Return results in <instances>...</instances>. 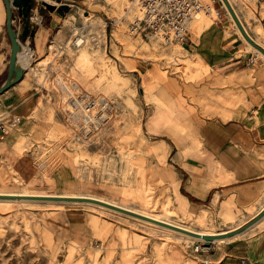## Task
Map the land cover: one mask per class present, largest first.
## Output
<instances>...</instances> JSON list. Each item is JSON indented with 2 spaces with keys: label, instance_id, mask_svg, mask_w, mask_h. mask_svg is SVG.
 <instances>
[{
  "label": "rangeland",
  "instance_id": "obj_1",
  "mask_svg": "<svg viewBox=\"0 0 264 264\" xmlns=\"http://www.w3.org/2000/svg\"><path fill=\"white\" fill-rule=\"evenodd\" d=\"M47 1L54 7L60 3ZM211 1L219 19L214 10L196 15L222 27L225 44L233 40L237 55L252 56L244 65L253 76L264 67V58L245 43L224 0ZM232 4L249 32L254 24L262 25L263 36L256 41L264 48V0ZM44 8L54 12L55 28L24 76L23 102L30 105L23 115L35 128L17 134L13 147L19 166L0 157V192L87 194L208 232L234 230L251 220L248 215L260 209L264 192L249 205L236 200L191 205L178 198L179 180L187 189L189 173L205 160L200 123L233 107L236 97L226 89L233 78L196 56L194 16L187 23V39L163 43L130 32L135 9L128 0H77L62 13ZM1 20L0 84L10 52L4 6ZM78 37L84 42L76 48ZM21 44L20 49L26 47ZM42 58L43 72L36 79L29 67ZM11 121L4 124L9 130ZM3 204L0 264H212L211 250H194L203 241L104 207L60 201Z\"/></svg>",
  "mask_w": 264,
  "mask_h": 264
},
{
  "label": "crops",
  "instance_id": "obj_2",
  "mask_svg": "<svg viewBox=\"0 0 264 264\" xmlns=\"http://www.w3.org/2000/svg\"><path fill=\"white\" fill-rule=\"evenodd\" d=\"M69 1L72 3H68ZM46 3L47 0H32L29 32L23 40L24 44H21L26 47L19 50L29 60L41 56L55 28L54 12L45 10ZM60 3L72 5L77 0H60ZM3 6V1L0 0V32ZM14 12L12 22L15 24V20L18 21L14 27L20 32L23 23L17 12ZM213 24L206 26L198 34H191L197 42L196 56L207 66L216 67L223 77L233 78L226 89L229 94H235V105L200 123L199 132L205 160L204 163H197L194 172L189 173L187 189L183 185V179L179 180L178 198L191 205L214 206L219 203L224 206L230 200L249 205L264 192V67L256 69L253 76L248 73V66L244 64L248 65L252 56L237 55L235 46L230 43L233 40L226 39L228 43L225 44V30L218 27L217 23ZM260 26L262 27L261 24ZM225 35L230 34L226 32ZM53 47V44L50 45V50ZM43 60L44 58L35 66L29 67L30 75L36 79L43 72ZM17 61L24 68V73L17 83L0 94V125L15 117H18L19 123L8 129L4 139L0 141V157L19 166V155L13 147L17 134L33 133L35 125H31L30 118L23 115L30 105L29 102H23L26 88L25 67L28 65L18 57ZM263 207L264 201L252 215H248L246 209L247 215L252 220ZM263 220L264 215L239 233L214 239L206 248L207 251L211 250L209 255L212 264H264V224L252 234L242 235ZM226 231L230 230L215 233ZM215 241L225 242L218 247Z\"/></svg>",
  "mask_w": 264,
  "mask_h": 264
},
{
  "label": "water",
  "instance_id": "obj_3",
  "mask_svg": "<svg viewBox=\"0 0 264 264\" xmlns=\"http://www.w3.org/2000/svg\"><path fill=\"white\" fill-rule=\"evenodd\" d=\"M4 7H5V22H6V33H7V37L9 40V44H10V52H9V56H8V62H7V69H6V76L5 79L3 80V82L0 84V94L3 93L5 90H7L9 87H11L12 85H14L15 83H17L23 76L24 73V68L18 63L17 61V53L20 50V43L22 40H24V38L28 35L29 32V19H30V10L32 8V0H2ZM224 2L226 3L227 7L228 4L226 2V0H224ZM50 10H56L58 13H62L63 11L67 10L69 8V5L67 3H59L58 6L54 7L53 5H50L49 3L45 4ZM14 11L17 12L18 16L21 18L22 21V29L20 32H18L14 26H13V19H14ZM232 13V12H231ZM239 29L241 30L242 34L245 36V38L249 41V43H251V45H253L257 50H259L261 53H263L264 55V49L257 45L256 43H254L244 32V30L242 29L240 23L238 22V20L236 19V17L233 15ZM0 199H30V200H41V201H60V202H92V203H97L100 205H104L106 207L112 208V209H116L119 211H122L124 213H128L131 215H135L138 217H142L145 218L147 220L150 221H154L150 218H146L143 217L137 213H134L132 211L99 201L97 199H92V198H88V197H61V196H20V195H8V194H0ZM264 215V207L259 211V213L248 223H246L245 225L234 229L233 231H229L226 233H222V234H217V235H197L201 238H203V246L205 248L209 247L211 242L214 239H218V238H224V237H228L231 235H234L236 233L241 232L242 230H244L247 226H249L250 224H252L253 222L257 221L259 218H261ZM156 223H159L161 225H165V226H169L172 227L173 229L176 230H181L177 227H173L164 223H161L159 221H154Z\"/></svg>",
  "mask_w": 264,
  "mask_h": 264
},
{
  "label": "built area",
  "instance_id": "obj_4",
  "mask_svg": "<svg viewBox=\"0 0 264 264\" xmlns=\"http://www.w3.org/2000/svg\"><path fill=\"white\" fill-rule=\"evenodd\" d=\"M135 11L129 25L131 33L158 37L163 43L182 42L187 37V23L200 11L211 13V0H128ZM216 19L220 13L214 10ZM253 59H250L252 62ZM18 117L11 121L14 127ZM8 132L6 125H0V141ZM206 249V248H205ZM195 251L203 250L201 244L195 245ZM206 264L207 260L204 261Z\"/></svg>",
  "mask_w": 264,
  "mask_h": 264
},
{
  "label": "bare ground",
  "instance_id": "obj_5",
  "mask_svg": "<svg viewBox=\"0 0 264 264\" xmlns=\"http://www.w3.org/2000/svg\"><path fill=\"white\" fill-rule=\"evenodd\" d=\"M227 4L229 7H227L226 3L224 2V6L227 10V13L229 14V16L231 17V19H234L233 15L236 17V19L238 20V22L240 23L242 29L244 30V32L246 33V35L254 42L256 43L257 45L258 42L256 40H259L261 37H262V27L260 26L259 23H256L254 24L253 26L250 27V30L251 32H249V30L245 27V25L241 22L240 18H239V15L237 14L236 12V9L234 8L233 4H232V0H226ZM232 12V13H231ZM260 15L262 17H264V5H262L261 7V10H260ZM88 16V15H87ZM86 17V16H85ZM235 21V19H234ZM190 25H191V28H192V31L194 34H198L202 29H204L207 25H208V20H207V17L206 16H203V15H195L193 17V19H191L190 21ZM239 28V27H238ZM241 31V30H240ZM254 34V36H253ZM242 37L245 41V43L248 45V47L252 48L253 50H255L259 55H261L263 58H264V55L263 53H261L259 50H257L253 45H251V43H249V41L245 38V36L242 34ZM84 40L81 39V37H78L75 39L74 43H73V46H75L76 48L80 47L82 44H83ZM260 46V45H259ZM82 48V47H81ZM263 48V47H262ZM264 49V48H263ZM22 52H19L17 53V57L19 60H22L26 65H28V56L21 54ZM226 101V100H225ZM224 101V102H225ZM229 103V102H228ZM231 104V103H230ZM190 118H192L190 116ZM176 120V119H175ZM172 125V124H171ZM185 125V124H184ZM168 128V127H167ZM180 128V127H179ZM180 129H183V128H180ZM179 129V130H180ZM184 130V129H183ZM178 131V130H177ZM166 132V131H165ZM180 132V131H179ZM178 132V133H179ZM186 132V131H185ZM185 135V134H184ZM169 136V135H168ZM184 137V136H183ZM186 137V136H185ZM182 138V137H181ZM188 140V139H187ZM175 143V142H174ZM184 143V142H183ZM187 143V142H186ZM185 146V144H184ZM74 176V175H73ZM76 177V176H75ZM0 194H8V195H20V196H61V197H88V198H92V199H97L99 201H102V202H105V203H108V204H111V205H114V206H117V207H120V208H123V209H126V210H129V211H132L134 213H137L143 217H146V218H150L154 221H159L161 223H164V224H167V225H170V226H173V227H177L181 230H176V229H173L172 227H169V226H165V225H161L159 223H156L154 221H150V220H147L145 218H142V217H138V216H135V215H131V214H128V213H124L122 211H119V210H116V209H112V208H109V207H106L104 205H100V204H97V203H92V202H77V201H74L72 203H89V204H92V205H97V206H100V207H104L106 209H109V210H112V211H115V212H118V213H122V214H125V215H128L134 219H137L139 221H143L144 223H147L151 226H157V227H160V228H163V229H166L168 231H173V232H176L178 235H182L184 237H187L191 240H197V241H203V238L197 236V235H217V234H222V233H215V232H208V231H202V230H197V229H194L190 226H186V225H183V224H180V223H177L173 220H171V218H168V217H164V216H159V215H156V214H151V213H148L146 211H143L142 209H137V208H134V207H131V206H128V205H124L121 204V203H118L117 201L114 202V201H111L110 199H103V198H100V197H97V196H92V195H87V194H36V193H32L26 189L22 190V191H4V192H0ZM172 197V196H171ZM174 200V199H173ZM14 201H33V202H40L41 200H30V199H14V200H11V199H0V204L1 203H4L6 205H9L11 204L12 202ZM50 202V200H47ZM176 201V200H175ZM63 202V201H62ZM173 202V201H172ZM3 204V205H4ZM70 213V212H69ZM68 213V214H69ZM73 216V215H72ZM76 216V215H75ZM71 219V218H70ZM74 219V218H73ZM71 223V222H70ZM73 225V224H72ZM73 229V228H72ZM230 231H233V230H230ZM72 232V231H71ZM226 232H229V231H226ZM226 232H223V233H226ZM218 239H222V238H218ZM216 240V239H215ZM203 244V243H202ZM202 248L205 249V247L202 245ZM207 263L209 264V261H207Z\"/></svg>",
  "mask_w": 264,
  "mask_h": 264
}]
</instances>
